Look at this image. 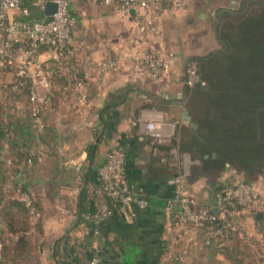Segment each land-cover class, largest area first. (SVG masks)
<instances>
[{
	"label": "crops",
	"instance_id": "obj_1",
	"mask_svg": "<svg viewBox=\"0 0 264 264\" xmlns=\"http://www.w3.org/2000/svg\"><path fill=\"white\" fill-rule=\"evenodd\" d=\"M69 10L76 18L74 55L100 57L106 52L114 53L120 58L121 68L88 84L84 107L76 106L69 94L64 98L58 91L62 83L55 81L46 115L47 124L53 128L47 134L26 119V98H11L0 93V121L14 122L7 139L13 143L27 141L30 147L27 149L33 157L42 156L31 165L22 163L15 167L4 162L0 171V192L5 200L14 197L9 188L14 175L41 197L44 213L39 230L34 227L36 224L29 222L26 233L30 249L36 243L34 237L38 236L42 264H91L95 258L98 264H119L121 247L151 251L161 240L169 250L161 262L170 263L168 259L173 253L180 256L181 264L206 261V254L190 240V231L171 228L159 205L172 194L170 180L180 166L189 170L187 191L199 202H210L214 192L219 191L220 177L215 178L213 170H206L205 165L183 150L193 140H201V102L197 99V109L192 108L194 103L189 96L193 90L186 91V87L172 78L151 81L134 75L127 43L130 24L115 7L70 0ZM181 11L163 14L159 32L163 23L174 19ZM162 37V33L152 36L146 43L162 47ZM174 51L177 58L170 74L180 75L186 60L195 57L187 56L185 51ZM39 59L46 60L44 51ZM2 80L9 81L11 76L2 75L0 82ZM110 105L112 107L105 109ZM148 122L156 124L162 136L169 139L161 144L157 153L152 149L147 132ZM20 127L23 130H19ZM90 144L96 147L88 156ZM114 145L124 152L127 178L135 194L151 203L145 210H138L135 205L115 208L104 223L85 221L82 211H94L109 204L97 170ZM3 154L4 161L13 158L7 144H4ZM226 168L230 169L229 165ZM229 169L225 174L234 172ZM11 212L18 220L20 213L16 209ZM258 219L264 224L261 216ZM196 235L202 236L200 232ZM136 258L134 263L146 264L149 256L137 255Z\"/></svg>",
	"mask_w": 264,
	"mask_h": 264
},
{
	"label": "built area",
	"instance_id": "obj_2",
	"mask_svg": "<svg viewBox=\"0 0 264 264\" xmlns=\"http://www.w3.org/2000/svg\"><path fill=\"white\" fill-rule=\"evenodd\" d=\"M83 1L113 6L129 22L128 55L134 75L151 81L172 78L186 88L205 87L194 58L186 60L182 74L172 75L170 71L177 58L176 52L146 43L152 36L160 35L159 23L163 14L183 10L188 0ZM48 2L55 5V11L45 15ZM69 3L70 0H0V77L11 76V80L1 81L0 87L6 97L26 98L28 110L39 128H43L40 114L43 106L48 104L55 81L62 83L58 91L64 98L69 94L76 106L84 107L87 104L88 84L121 68L120 58L114 53L106 52L100 57L74 55L76 18L69 10ZM42 51L46 53L45 61L39 59ZM22 89L26 90L25 95H22ZM146 128L152 149L157 153L159 145L169 139L162 136L153 122H148ZM41 157L39 155L37 160H41ZM5 163L13 166L10 159ZM25 164L31 165L32 159H26ZM97 175L109 204L84 212L85 221L104 223L118 207L135 205L138 210L146 208V199L135 194L127 178L125 155L118 145L110 148ZM188 176L187 169L180 166L170 180L173 191L163 206L169 226L190 231L189 238L196 245L203 241L206 245L213 244L220 257L223 249L235 237L244 243L257 244L264 257V225L258 219L259 213L264 211V196L252 184L225 176L220 178V189L214 192L212 200L201 203L187 191ZM16 178L14 175L9 188L14 198L26 208L29 222L36 224L41 219V212L35 205L32 193L23 190L22 183ZM198 232L206 235L199 238L196 235ZM255 261L264 264V260ZM97 263L96 259L91 261V264ZM179 263L172 261L166 264Z\"/></svg>",
	"mask_w": 264,
	"mask_h": 264
},
{
	"label": "trees",
	"instance_id": "obj_3",
	"mask_svg": "<svg viewBox=\"0 0 264 264\" xmlns=\"http://www.w3.org/2000/svg\"><path fill=\"white\" fill-rule=\"evenodd\" d=\"M227 30L224 36L222 34V52L194 58L200 77L205 83V88L198 87L197 91L202 107V115L199 117L201 140H193L183 150L205 165L206 170H213L215 178L224 177L226 166L229 165L230 169L234 170L231 176H227L229 179L251 184L249 179L264 174V14L247 17ZM188 90L194 88H186V91ZM21 92L25 95L26 90L22 89ZM50 105L51 97L40 114L43 134L53 128L47 124L46 115ZM110 107L112 105L105 109ZM26 111L29 124H35L28 106ZM12 127L14 128L13 121H0V171L5 162L4 144H7L13 153L11 162L15 167L25 163L28 158L32 159V164L38 162L39 154L33 157L27 149L30 148L29 142L21 140L13 143L7 139ZM21 129L23 130L22 127L19 128ZM95 147L94 144L88 145V156L94 153ZM205 155L208 157L204 158ZM237 174L243 179L238 178ZM22 189L31 192L34 197L35 205L41 212V219L37 223L39 225L44 213L41 197L34 189H29V184L22 183ZM165 200L159 204L163 215ZM146 202L147 208L151 202L147 198ZM13 209L20 213L18 220L11 212ZM87 211L89 210L82 213ZM260 216L264 219L263 213H259ZM29 228L28 214L23 203L14 197L5 200L0 192V264H18V261L29 254L30 246L26 234ZM200 234L201 237L206 235L203 232ZM242 244L239 238L232 239L230 245L223 249L222 258L230 264H241L239 254ZM198 246L201 253L206 254V259H217L218 251L213 244L206 245L203 241L199 242ZM120 250L122 257L119 264H137L134 263L137 261V255L141 257L146 254L149 256L145 260L146 264H166L167 261L161 262V258L169 253L161 240L151 251L148 248L145 250L124 247ZM169 257L170 262H180V256L175 253ZM253 264L258 263L255 261Z\"/></svg>",
	"mask_w": 264,
	"mask_h": 264
},
{
	"label": "rangeland",
	"instance_id": "obj_4",
	"mask_svg": "<svg viewBox=\"0 0 264 264\" xmlns=\"http://www.w3.org/2000/svg\"><path fill=\"white\" fill-rule=\"evenodd\" d=\"M262 14H264V0H188L186 7L179 15L162 24L160 32V34H163L164 47L162 46V48L165 50L185 51L187 56L195 58L207 57L213 53L219 54L224 49L222 34L224 36L229 27L236 26L247 17ZM0 93H4L2 87H0ZM180 95L184 96V94ZM22 101L24 102V100ZM187 171L189 172V170ZM223 176H231V172ZM237 177L243 179L238 174ZM249 181L255 190L264 196V174L258 175L255 179H249ZM34 227H36L37 231L39 230L37 223ZM34 238L36 243L32 245L25 260L18 261V264H42L38 252L40 239L38 236ZM242 243L239 254L242 260L241 264H253L256 259L264 260L260 259L263 256L257 244ZM192 264H230V262L220 258L213 261L208 259L206 261H197Z\"/></svg>",
	"mask_w": 264,
	"mask_h": 264
},
{
	"label": "flooded vegetation",
	"instance_id": "obj_5",
	"mask_svg": "<svg viewBox=\"0 0 264 264\" xmlns=\"http://www.w3.org/2000/svg\"><path fill=\"white\" fill-rule=\"evenodd\" d=\"M204 89V88H202ZM198 87H194V90H193V93L189 96L190 97V100L191 102H193L194 104L191 105L192 108H195L197 109V99H199L198 97ZM201 112V111H200Z\"/></svg>",
	"mask_w": 264,
	"mask_h": 264
},
{
	"label": "water",
	"instance_id": "obj_6",
	"mask_svg": "<svg viewBox=\"0 0 264 264\" xmlns=\"http://www.w3.org/2000/svg\"><path fill=\"white\" fill-rule=\"evenodd\" d=\"M55 11V5L51 2H48L46 5H45V10H44V14L45 15H50L52 14L53 12ZM133 11H131V15H133ZM205 88V87H204Z\"/></svg>",
	"mask_w": 264,
	"mask_h": 264
}]
</instances>
